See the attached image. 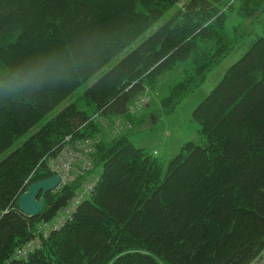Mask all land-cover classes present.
I'll use <instances>...</instances> for the list:
<instances>
[{"label": "trees", "instance_id": "trees-1", "mask_svg": "<svg viewBox=\"0 0 264 264\" xmlns=\"http://www.w3.org/2000/svg\"><path fill=\"white\" fill-rule=\"evenodd\" d=\"M180 1L0 0V264H249L264 248V0ZM178 61L182 80L140 116ZM216 70L165 169L134 134ZM59 144L75 179L28 216L18 198Z\"/></svg>", "mask_w": 264, "mask_h": 264}, {"label": "rangeland", "instance_id": "rangeland-1", "mask_svg": "<svg viewBox=\"0 0 264 264\" xmlns=\"http://www.w3.org/2000/svg\"><path fill=\"white\" fill-rule=\"evenodd\" d=\"M181 0L179 4H182ZM225 66L227 63L224 64ZM187 63H181L176 62L173 65V68L164 74L158 76L155 80V83L146 86L144 88H152L150 89V102H145L142 104L140 108V116H146L148 118V112L152 109H159L157 107L160 106V100L163 99L164 96L167 95L168 91L171 88H174L177 82L182 80L183 75L185 74V70L187 68ZM218 75V71L211 72L206 81L203 85H200L197 89H195L191 94L186 96L177 106L175 107L173 114L169 117H160V121H158L152 129L146 130V131H137L133 136V141L136 144L137 142H140L142 145L141 147H146L150 149L151 151H157V155L161 158V162L164 165V168L166 169V166L171 159V157H174L175 153L180 149L181 144L176 139V136L180 138L190 139L193 137L195 129L191 124H184L181 125V123L186 122V115L190 114L192 109L195 105L199 103V101L203 98V96L209 91V89L214 85V77ZM52 114V113H51ZM50 119V116L43 118L42 121L34 125L31 130L28 132H34L38 127H40L42 124L48 121ZM174 129L175 133L172 136V130ZM79 132V131H78ZM74 133L73 138H77V133ZM26 134L19 138L18 143L22 142L25 137H27L29 134ZM170 133V134H169ZM105 148L101 151V158L99 160L95 161H89L88 163L91 164V169L93 167H98V173L101 176V159L107 160L103 155L105 156ZM115 159V158H114ZM114 159L110 160V163L115 162ZM74 158H71L70 161H73ZM53 167L52 163L48 166L49 170ZM105 168L102 171V177L103 178V172ZM103 184V182L101 183ZM82 224V222H81ZM94 229V226H92ZM35 240V238H34ZM38 243V242H37ZM29 244V243H27ZM26 244V245H27ZM40 245V243H38ZM160 257V256H159ZM157 257L156 261L157 264H163V262L160 260V258ZM261 261L264 264V253L261 255ZM258 260V257L255 256L252 261L256 262Z\"/></svg>", "mask_w": 264, "mask_h": 264}, {"label": "bare ground", "instance_id": "bare-ground-1", "mask_svg": "<svg viewBox=\"0 0 264 264\" xmlns=\"http://www.w3.org/2000/svg\"><path fill=\"white\" fill-rule=\"evenodd\" d=\"M62 144H59L60 146ZM63 147L61 148L58 157L55 160H51L53 167L50 169V176L39 179L36 181H32L28 184L26 190L22 193H26L29 188L28 195H31L35 201H38V199L42 200V207L40 211L42 210L44 206V194L49 191L57 190L60 188V186L72 181L75 179L76 176V170L74 169L75 167L73 166V161H70L67 159V148L62 145ZM76 146L80 149H83L84 154L92 150V147L88 145L86 142L80 144H76ZM72 157H74V152H71ZM77 172H80L77 171ZM94 181L86 183L82 186L80 191L78 190L74 196H76V201H78L85 193L88 194L90 188L92 187V184ZM50 187V190L46 191L44 194L41 192L40 185H47ZM21 194V195H22ZM21 195L18 198V207H19V199ZM20 209V208H19ZM21 210V209H20ZM22 211V210H21ZM23 212V211H22ZM24 213V212H23ZM39 214V213H38ZM53 227H57V224H53ZM32 243L29 242L28 245L25 246V248L31 247ZM264 253V248L261 249V251L257 254V257H260ZM249 264H254V261H251Z\"/></svg>", "mask_w": 264, "mask_h": 264}, {"label": "water", "instance_id": "water-1", "mask_svg": "<svg viewBox=\"0 0 264 264\" xmlns=\"http://www.w3.org/2000/svg\"><path fill=\"white\" fill-rule=\"evenodd\" d=\"M41 192L43 194L50 190V187L47 185H40ZM28 191L21 195L19 199V208L28 216H36L42 207V200L38 199V201H35L31 195H28Z\"/></svg>", "mask_w": 264, "mask_h": 264}, {"label": "built area", "instance_id": "built-area-1", "mask_svg": "<svg viewBox=\"0 0 264 264\" xmlns=\"http://www.w3.org/2000/svg\"><path fill=\"white\" fill-rule=\"evenodd\" d=\"M261 256L260 257H258V260L256 261V262H254V264H262L263 262L261 261Z\"/></svg>", "mask_w": 264, "mask_h": 264}]
</instances>
